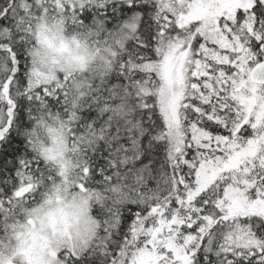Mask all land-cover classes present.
<instances>
[{"label": "snow or ice", "instance_id": "1", "mask_svg": "<svg viewBox=\"0 0 264 264\" xmlns=\"http://www.w3.org/2000/svg\"><path fill=\"white\" fill-rule=\"evenodd\" d=\"M0 264H264V0H0Z\"/></svg>", "mask_w": 264, "mask_h": 264}]
</instances>
